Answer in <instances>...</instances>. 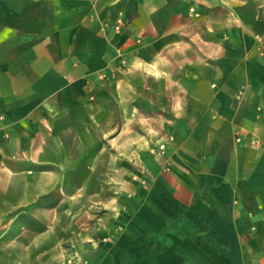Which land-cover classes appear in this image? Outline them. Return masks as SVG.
I'll list each match as a JSON object with an SVG mask.
<instances>
[{"label": "crops", "instance_id": "1", "mask_svg": "<svg viewBox=\"0 0 264 264\" xmlns=\"http://www.w3.org/2000/svg\"><path fill=\"white\" fill-rule=\"evenodd\" d=\"M192 8L230 20L196 60ZM162 78L183 104L131 144L142 169L86 264H264V0H0V219L80 161L70 142L127 145L134 100Z\"/></svg>", "mask_w": 264, "mask_h": 264}, {"label": "rangeland", "instance_id": "2", "mask_svg": "<svg viewBox=\"0 0 264 264\" xmlns=\"http://www.w3.org/2000/svg\"><path fill=\"white\" fill-rule=\"evenodd\" d=\"M191 11L197 19L192 20L190 27L197 36L190 55L196 60L204 45L201 37L204 41H216V29L229 25L230 20L226 9H219L218 17L215 13L206 21L193 8ZM177 57L169 68L173 75L184 71L183 56ZM181 84L164 78L149 79L141 88L133 103L142 114L128 123L127 145L113 142L109 147V142H102L106 146L94 156L86 155L77 142H70L74 158L80 161L65 164L55 186L0 219V264H86L100 240L108 236L107 216L121 202V183L127 178L131 183L142 169L132 155L131 144L136 142L137 135L150 140L167 134L169 120L175 118L172 112L183 104V100L167 96L179 95Z\"/></svg>", "mask_w": 264, "mask_h": 264}, {"label": "built area", "instance_id": "3", "mask_svg": "<svg viewBox=\"0 0 264 264\" xmlns=\"http://www.w3.org/2000/svg\"><path fill=\"white\" fill-rule=\"evenodd\" d=\"M128 25H129V20L126 16V12L123 11H120V13H118L117 18L111 24L112 28L115 29V31L117 32L122 31ZM160 148L163 150L164 145H160Z\"/></svg>", "mask_w": 264, "mask_h": 264}]
</instances>
